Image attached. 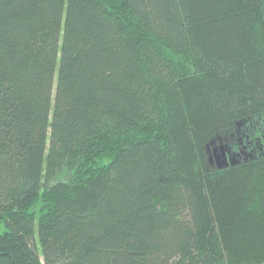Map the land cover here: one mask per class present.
Segmentation results:
<instances>
[{"label":"trees","instance_id":"1","mask_svg":"<svg viewBox=\"0 0 264 264\" xmlns=\"http://www.w3.org/2000/svg\"><path fill=\"white\" fill-rule=\"evenodd\" d=\"M264 0H0V264H264Z\"/></svg>","mask_w":264,"mask_h":264},{"label":"flooded vegetation","instance_id":"2","mask_svg":"<svg viewBox=\"0 0 264 264\" xmlns=\"http://www.w3.org/2000/svg\"><path fill=\"white\" fill-rule=\"evenodd\" d=\"M237 126L224 140H212L208 147V158L212 166H218L217 154L225 153L227 165L243 164L260 161L264 156V141L260 136V122L244 120L236 122ZM234 161V163H233Z\"/></svg>","mask_w":264,"mask_h":264},{"label":"water","instance_id":"3","mask_svg":"<svg viewBox=\"0 0 264 264\" xmlns=\"http://www.w3.org/2000/svg\"><path fill=\"white\" fill-rule=\"evenodd\" d=\"M217 160H218V166L219 167H222L224 164L227 165L228 164V161L226 160L225 158V153H218L217 154ZM234 163V161H233Z\"/></svg>","mask_w":264,"mask_h":264}]
</instances>
